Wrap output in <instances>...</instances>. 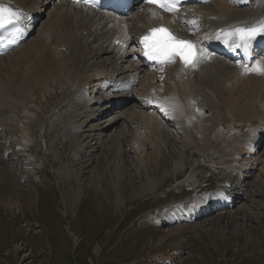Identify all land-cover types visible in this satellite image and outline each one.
Wrapping results in <instances>:
<instances>
[{
    "label": "rangeland",
    "instance_id": "1",
    "mask_svg": "<svg viewBox=\"0 0 264 264\" xmlns=\"http://www.w3.org/2000/svg\"><path fill=\"white\" fill-rule=\"evenodd\" d=\"M55 15L49 7L40 23L43 27L44 21L48 23L51 19L47 28L42 29L44 43L40 40L39 26L29 41L31 49L23 47L25 51L15 55L19 61L0 70V104L6 101L18 104L14 111L7 112V117L0 111V122L15 133L0 134V173L11 170V177L0 183V264H153L152 260L159 255H163L161 260L165 264H264V179L258 185L256 174L246 178V172H241L239 176L243 174L244 181L229 174L235 164L234 153L249 135L247 129L257 128L258 122L264 120V79L242 88V96L230 102L219 101L220 105L213 107L215 113L225 116L220 130L225 127L228 131L233 121L245 131L232 130L228 142L221 130L220 136L211 138L215 149L210 155L198 152V148L207 149L208 143L197 147L187 136L177 134L170 124L163 134L151 136L155 145L148 142L143 168L135 151L125 149L133 145L136 133L142 135L137 104L132 100L133 105H122L116 114L110 113V108L107 115L99 112L103 116H98L77 137L83 145L76 151L75 139L68 128L57 127L61 122L58 114L63 110L59 103L66 86L51 90L50 99L42 102L41 95L38 97L33 90L34 81L31 82L32 71L39 67L44 52L52 46L48 32H56ZM101 35L105 37L106 32ZM100 41L82 43L86 56L102 63L93 68L95 71L114 72L113 55L101 53L105 40L98 45ZM58 107L62 109L53 110ZM124 114L127 129H120L125 121L97 145L90 131L92 125L108 126ZM11 133L13 138H22L29 161L23 152L19 155V150H15L21 146L22 151L17 139L14 138L16 145L6 143ZM28 133L30 137L24 141ZM233 140L235 145L227 149ZM257 157L264 166V141ZM177 160L184 167L173 172ZM168 170V175L162 178ZM151 178L157 184L152 182L150 187ZM226 181L234 187L240 185L236 193L245 194L232 209L235 223H229L225 216L218 219V214L228 212L224 211L203 216L191 224L192 227L199 224V229L181 235H170L174 224L156 226L169 209L190 201L187 188L211 191ZM19 188L25 191L21 193ZM196 195L203 196L199 192Z\"/></svg>",
    "mask_w": 264,
    "mask_h": 264
},
{
    "label": "bare ground",
    "instance_id": "2",
    "mask_svg": "<svg viewBox=\"0 0 264 264\" xmlns=\"http://www.w3.org/2000/svg\"><path fill=\"white\" fill-rule=\"evenodd\" d=\"M5 1L9 2V7L16 9V7L20 6L33 15L43 13V11V15H45V11L49 7H52V11L56 13V19H52L55 21L56 32L55 34L48 32V35L52 37V46L44 52L39 67L37 66V69L33 70L34 73L32 71L31 75L33 80L31 82L34 81L33 90L38 97L41 95V100H49L50 91L54 90L57 86H66L64 89L65 94L62 96L64 100L59 103L60 107L63 105V110L59 112L58 120L61 122L58 123L57 127L66 126L68 128L73 139H75L73 148L76 151L81 150L83 145L77 139L80 132L99 116V112L105 114L108 113V108H110V112L114 110L112 102L106 107L101 106V101L104 99H96V105L100 107L93 108L90 103L85 101L83 91L78 93L79 90L86 88L90 80L96 75H101L108 80L119 78L118 75L122 78L131 75L134 84L140 81L137 94L135 96H129L128 100L130 99V101L132 100L137 104L136 108L140 117L139 126L142 135L139 136L136 133L134 142H132L133 145L125 146L126 144H124V146L128 151H135L143 168H146L144 156H147L146 150L148 149V142L149 144L153 142L151 136L160 132L163 134L165 127L170 124L174 127L177 134L187 136L197 147L200 143H208L209 147L204 151L198 148V152L201 155H210L213 153L215 146L211 143V138L221 135L220 128L225 121V116L215 113L212 110L213 107L219 106V101L230 102L232 98H236L238 95L242 96V88L259 82L261 78L264 79V76H249V80H246L248 79H245L246 72H240L238 69H234L231 66L233 65L232 63H230L231 65L229 67L226 65L227 63L221 62L220 60H214L209 64H205V68H201L199 71L189 70L187 79L182 76L178 69L180 66L178 60H174L171 63L166 62V66L162 69H156L151 64L139 62L135 66H127L126 70L120 72V62L123 57H117L115 49L111 46L115 40L117 41L121 38L122 34H143L149 28L164 25L173 35L191 42L194 46L195 56H199L197 61H201V57L208 52L205 48L206 40H213L221 46V33H227L236 28L254 26L258 22L264 21V0H193L190 5L186 6L184 10L173 17H161L155 9L143 5L135 13L132 12L128 19L118 20L109 16L108 18H104L102 22L100 21L101 16L97 14L92 12L88 13L83 9L66 3L58 2L57 4H52L54 0ZM43 7H46V9L43 10ZM25 19L26 16L21 17L22 21ZM191 21H196V23L193 24ZM27 27H30V24ZM45 27L47 28V26ZM103 31L106 32L105 37L101 35ZM86 32L87 35H85ZM99 39L101 41L98 45H102V41L105 40L103 45L105 48L102 49L101 53L109 52L113 55V61L115 62L113 63L115 68L114 72L110 71L105 73V71L103 72L99 69L95 71L93 68L97 67L98 64L102 65V63L95 60V57L90 58L86 56V48L82 46V43L84 41H92L90 43H94ZM259 43L258 41L257 45ZM108 45L111 46L112 50ZM62 48H65L66 51H61L60 49ZM106 48H109L110 51L106 50ZM23 49V47L22 49L20 48L10 56L0 57V70L3 66L7 68L17 63V59L19 61V58H16L15 55H19L18 52L23 51ZM91 54L94 55V53ZM260 55L253 64V67L257 62L264 64V53L261 52ZM200 65L202 64H197V66ZM149 71H155V73L148 75L147 72ZM103 88L107 91L111 90V83H104ZM58 89L56 88V91ZM166 97H179L184 103L182 110L171 108L168 105L169 100ZM115 98L118 97H114L113 99ZM120 98L125 97L120 96ZM138 99L140 100L138 101ZM191 101H196L197 106L204 111L206 110L208 116L197 115L193 117L195 107L189 106ZM57 104L55 103L54 106ZM17 106V103L6 101L0 104V111L7 117V112L14 111ZM155 111L157 115L154 114ZM125 114L121 115V120L117 118L113 122L110 121L108 126L92 125L90 131L94 134L93 136L96 139L97 145L101 143L104 139L103 137L107 136L109 132L113 134L117 131L119 125L122 126L125 121L127 122ZM123 120L124 122H121ZM257 128L261 130L260 135L263 136L264 120L258 122ZM0 130L15 134L13 128L4 126L2 122H0ZM26 131L28 132V130ZM207 131L210 133L205 137ZM12 133L10 139H6V143H14L16 145L19 141L14 142V138L11 137L13 135ZM121 136L122 139H125L124 134H121ZM29 137V133L26 134L24 141H27ZM256 140L257 137H254L249 148H242L234 155V157L237 155L241 157V159L234 160V163L241 165L245 162L244 165L237 168L238 175H241L242 170L246 171V178L253 177L256 174V183L261 185L264 179L263 160L257 157L255 159L249 158L241 162L245 154L247 156L250 154L255 157L258 155V148L256 151H253V144H256ZM153 144L155 145L153 142L151 146ZM87 148L89 147L86 146ZM121 151L124 152V149H121ZM22 152L23 149L22 151L20 149L18 154L22 155ZM182 166L183 162L177 160L171 171L177 172ZM240 168L241 170H239ZM169 171L164 172L162 178L168 175ZM9 177H11V170L2 171L0 173V183L6 182V178ZM148 181L150 187L153 183L157 184V180H153L152 178L151 180L148 179ZM19 191L23 193L25 189L19 188ZM228 193L226 190L225 193L220 192L216 198H212L210 200L211 208L227 210L228 212L226 213L218 214V219H222L225 216V218L227 217L229 219V223H235L237 219L232 209L235 207L236 200L245 197V194L239 192L231 200L230 194ZM254 195L253 193L251 196ZM30 197L32 199L33 195H30ZM181 209L176 211V213L169 211L159 220L161 222L158 225H176L170 234L171 236L181 235L191 230L196 231L199 229L197 228L199 224L192 227L191 224H193L194 219L196 221L203 218V216L208 215L207 212L209 211L205 207L191 213H188L189 210L187 209H184V211H181ZM181 213H185V215L182 216ZM155 262L160 263L161 260H156Z\"/></svg>",
    "mask_w": 264,
    "mask_h": 264
},
{
    "label": "snow or ice",
    "instance_id": "3",
    "mask_svg": "<svg viewBox=\"0 0 264 264\" xmlns=\"http://www.w3.org/2000/svg\"><path fill=\"white\" fill-rule=\"evenodd\" d=\"M73 2L95 7L98 5L99 0H73ZM147 2L167 12H174L178 7V0H147ZM22 16L23 13L20 10L0 4V27H4L6 24L18 23ZM191 23L195 24L196 21H191ZM18 31L19 29H17ZM227 35L237 37L240 43L236 47L243 48L246 51L257 36H264V21L258 22L254 26L236 28ZM141 42L147 49L145 54L148 58L157 60L160 63L174 62L175 57L179 56L187 65L192 62L193 57L196 55L191 42L177 39L163 27L152 29ZM225 42L227 43V41ZM245 71L264 74V64L257 62L252 68L245 67Z\"/></svg>",
    "mask_w": 264,
    "mask_h": 264
}]
</instances>
